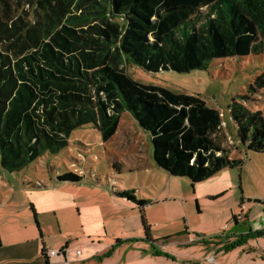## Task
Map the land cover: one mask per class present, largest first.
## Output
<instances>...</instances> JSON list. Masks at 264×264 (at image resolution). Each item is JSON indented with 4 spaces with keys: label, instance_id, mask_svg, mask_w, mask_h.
Masks as SVG:
<instances>
[{
    "label": "trees",
    "instance_id": "1",
    "mask_svg": "<svg viewBox=\"0 0 264 264\" xmlns=\"http://www.w3.org/2000/svg\"><path fill=\"white\" fill-rule=\"evenodd\" d=\"M21 2L46 22L38 29L37 21L25 36L15 23L0 29L2 46L10 38L23 44L12 55L0 50L3 170L16 173L45 153L58 154L71 133L88 124L106 142L123 112L150 135L154 164L171 176L197 184L241 166L218 143L222 123L217 110L197 97L142 86L126 70L184 74L205 70L211 60L262 54L264 0H0V7ZM256 83L264 84V73ZM229 109L239 143L264 153V116L237 101ZM58 181L80 178L69 173ZM122 196L135 201L130 194ZM146 204L137 202L140 213ZM30 210L35 218L33 206ZM141 220L146 239L153 242ZM244 244L239 237L221 251ZM46 252L42 247L40 255L48 264Z\"/></svg>",
    "mask_w": 264,
    "mask_h": 264
},
{
    "label": "rangeland",
    "instance_id": "2",
    "mask_svg": "<svg viewBox=\"0 0 264 264\" xmlns=\"http://www.w3.org/2000/svg\"><path fill=\"white\" fill-rule=\"evenodd\" d=\"M37 15L24 2L10 3L0 7V29L13 28L15 23L16 31L25 36L37 28V21L41 22L38 29L45 25L46 20ZM5 43H0V50L9 55L23 45L11 38ZM126 72L142 86L197 97L217 110L222 123L218 143L229 151L230 159L241 160V166L194 184L156 167L150 135L129 113H121L115 135L106 142L94 125L80 127L71 133L67 147L54 156L45 153L16 173L0 167V260L5 257L7 262L16 255L17 249H11L15 247H7L11 243L32 238L41 247L30 210L33 206L48 252H61L68 244L78 257L91 244L95 249L113 247L108 258L99 257L92 264H107L105 258L110 264L126 260L133 264H264V233L253 236L264 232V153L239 143L229 115L232 102L237 101L264 116V84L256 83L264 73V52L211 60L205 70L184 74L146 73L137 67ZM69 173L80 181H58ZM125 193L135 201L124 198ZM139 201L147 202L141 213ZM141 216L153 242L146 239ZM95 217L101 218L102 226H94L99 220ZM88 227L101 239L85 240ZM232 235H242L246 251L254 252L216 250L215 238L225 240Z\"/></svg>",
    "mask_w": 264,
    "mask_h": 264
},
{
    "label": "crops",
    "instance_id": "3",
    "mask_svg": "<svg viewBox=\"0 0 264 264\" xmlns=\"http://www.w3.org/2000/svg\"><path fill=\"white\" fill-rule=\"evenodd\" d=\"M95 212L99 213L98 210H96ZM98 216H99V214H98ZM95 218H97L99 220L97 221V223H95L94 226H96L98 224H100L102 226L103 223L101 222V218L100 217H95ZM36 221H37V219H36ZM234 223L237 225L236 221H234ZM34 227H35L34 228L35 231H37V233L39 235L38 241L41 242V247H39L37 244H35L34 243L35 241L32 238H30V240L24 241L22 243H17V244L11 243V245H8L7 247L8 248H10L12 246L15 247V248H11V249H14V250L17 249L16 255L14 257L12 256V258L10 257L11 258L10 260L7 259V262L4 261L5 260L4 259L5 257H4L2 260H0V264H45L44 259L40 255L42 247L45 248V246L42 243L43 237L41 235L38 222H37V225H34ZM84 227L85 226L83 224H81L82 231H84V229H83ZM89 227H88V231L84 232V235H83L84 238H85V236L87 238L85 240H89V239H91V237L96 238V240L101 239V236L95 235L96 232H94V230H92ZM239 237H243V236L242 235H232L230 237L225 238V240H221L220 238L219 239L215 238L216 242L213 245L217 246L216 250H218L221 253H225V252L221 251V247L223 246V244L227 243V242L237 241ZM68 241H69V239H68ZM89 246L91 247V249L85 255L80 254L77 257V256L73 255V251L71 249H69L68 244H65L64 248H66L67 250L64 253V257L58 256V257H55L54 260H51V258H49L48 264H89V263L92 264L95 259H97L99 257H103L104 254H107L108 251L111 249V247H109V245H106L105 248H102V249H98V248L95 249V248H93L92 244ZM247 246L248 245L244 244L243 246H241L237 249L235 248V249L231 250L230 252L235 251V250H239V249H244L243 253H246V254H248L250 252H254L253 249H249L246 251ZM97 247H99V244ZM45 250L47 251L46 248H45ZM51 251H54V250H51ZM248 251H250V252H248ZM227 253H229V252H227ZM263 255H264V253H263ZM108 260L109 259L105 258V262H107V264H110V261H108ZM100 264H104V263L102 261H100ZM117 264H120V263H117ZM123 264H133V262L131 260H128V261L126 260L123 262Z\"/></svg>",
    "mask_w": 264,
    "mask_h": 264
},
{
    "label": "built area",
    "instance_id": "4",
    "mask_svg": "<svg viewBox=\"0 0 264 264\" xmlns=\"http://www.w3.org/2000/svg\"><path fill=\"white\" fill-rule=\"evenodd\" d=\"M60 253L61 252H57V251H50V252H46V256L48 257V259L49 258H52V257H58V256H60ZM79 251L76 253L77 255H79Z\"/></svg>",
    "mask_w": 264,
    "mask_h": 264
}]
</instances>
